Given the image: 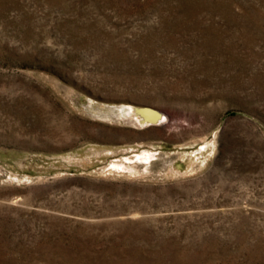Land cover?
<instances>
[{"label": "rangeland", "instance_id": "rangeland-1", "mask_svg": "<svg viewBox=\"0 0 264 264\" xmlns=\"http://www.w3.org/2000/svg\"><path fill=\"white\" fill-rule=\"evenodd\" d=\"M0 264H264V0H0Z\"/></svg>", "mask_w": 264, "mask_h": 264}, {"label": "bare ground", "instance_id": "bare-ground-1", "mask_svg": "<svg viewBox=\"0 0 264 264\" xmlns=\"http://www.w3.org/2000/svg\"><path fill=\"white\" fill-rule=\"evenodd\" d=\"M139 113L142 115L143 121H147L148 120H157L158 114L157 112L154 113L151 110H147V108H140L139 109ZM154 124V123H153ZM147 157V155H145ZM122 164V163H121ZM114 166L116 167V169H126L128 171H132V168H128V167H121L120 164L114 163ZM132 173V172H131Z\"/></svg>", "mask_w": 264, "mask_h": 264}, {"label": "water", "instance_id": "water-1", "mask_svg": "<svg viewBox=\"0 0 264 264\" xmlns=\"http://www.w3.org/2000/svg\"><path fill=\"white\" fill-rule=\"evenodd\" d=\"M147 110H151L153 111L154 113H156L157 111L155 110H152V109H147ZM158 114V117H157V120H148V123H157L159 120H160V114L157 112Z\"/></svg>", "mask_w": 264, "mask_h": 264}]
</instances>
